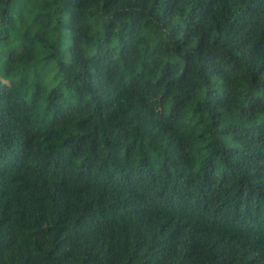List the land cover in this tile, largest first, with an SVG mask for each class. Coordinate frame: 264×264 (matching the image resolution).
<instances>
[{
  "label": "trees",
  "instance_id": "trees-1",
  "mask_svg": "<svg viewBox=\"0 0 264 264\" xmlns=\"http://www.w3.org/2000/svg\"><path fill=\"white\" fill-rule=\"evenodd\" d=\"M262 76L264 0H0V264H264Z\"/></svg>",
  "mask_w": 264,
  "mask_h": 264
},
{
  "label": "clouds",
  "instance_id": "clouds-1",
  "mask_svg": "<svg viewBox=\"0 0 264 264\" xmlns=\"http://www.w3.org/2000/svg\"><path fill=\"white\" fill-rule=\"evenodd\" d=\"M89 10L94 11V9H89ZM185 15H187V11H186ZM89 23H91V21H89ZM215 37H216V33L213 32L212 38L215 39ZM116 43H117V41H116L115 37H113L111 40V44L115 45ZM195 44H196V40L193 39L192 46L195 47ZM237 55H239V53H237ZM177 75H179V73H177ZM261 80H264V76L261 77ZM69 95H70V92L65 91L64 96L68 97ZM24 248H25V246L23 244H21L20 252L17 254V264H23V260L20 259V257H26V255H27L24 251ZM28 248H29V251L31 252L33 257H35L37 255H42V252H37L35 245L31 244V242H29Z\"/></svg>",
  "mask_w": 264,
  "mask_h": 264
}]
</instances>
